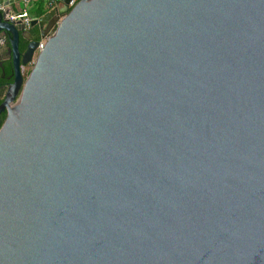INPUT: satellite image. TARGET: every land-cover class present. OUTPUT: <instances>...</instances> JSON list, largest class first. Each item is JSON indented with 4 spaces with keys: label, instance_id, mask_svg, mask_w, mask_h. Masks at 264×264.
<instances>
[{
    "label": "water",
    "instance_id": "obj_1",
    "mask_svg": "<svg viewBox=\"0 0 264 264\" xmlns=\"http://www.w3.org/2000/svg\"><path fill=\"white\" fill-rule=\"evenodd\" d=\"M70 1L0 0V264H264V0Z\"/></svg>",
    "mask_w": 264,
    "mask_h": 264
},
{
    "label": "built area",
    "instance_id": "obj_2",
    "mask_svg": "<svg viewBox=\"0 0 264 264\" xmlns=\"http://www.w3.org/2000/svg\"><path fill=\"white\" fill-rule=\"evenodd\" d=\"M34 0H21V8L19 9L18 13H13L11 15L7 16L8 21H15L16 19L21 18V24L23 25V29L25 31H29L31 28V22L34 20V18H31L29 16V8L33 4ZM78 0H71L70 1V7L74 6ZM58 0H44V6L46 11H50L54 9L56 6ZM4 7H0V12L4 11ZM6 36L0 33V48L4 47L6 44ZM46 43V39H42L39 41L38 46L33 54L32 60L30 64L28 65L27 69L25 70L26 74L33 66V63L35 61L36 56L43 50ZM24 72V71H23Z\"/></svg>",
    "mask_w": 264,
    "mask_h": 264
},
{
    "label": "trees",
    "instance_id": "obj_3",
    "mask_svg": "<svg viewBox=\"0 0 264 264\" xmlns=\"http://www.w3.org/2000/svg\"><path fill=\"white\" fill-rule=\"evenodd\" d=\"M41 6H42V2L40 1L39 5L37 6V8L29 13V16L31 18H34V19L41 18L44 15V13H45V11L42 9L43 7H41ZM16 13H18V12H16ZM30 33L35 39L39 38L38 32L36 31V27L30 28ZM20 43L21 44L19 45V50L21 52H23L27 42H25L24 40L21 39ZM11 71H12L11 64H10V61H8L7 62V66H6V71H5L6 77H8L11 74ZM6 83L7 82H1L0 81V85L6 84ZM0 102H1V100H0ZM0 119H1V122H3L4 115H1Z\"/></svg>",
    "mask_w": 264,
    "mask_h": 264
},
{
    "label": "crops",
    "instance_id": "obj_4",
    "mask_svg": "<svg viewBox=\"0 0 264 264\" xmlns=\"http://www.w3.org/2000/svg\"><path fill=\"white\" fill-rule=\"evenodd\" d=\"M42 2V6L41 7H43L42 9L44 10V11H46L45 10V6H44V0H34L33 1V4L30 6V8H29V13L31 12V11H33L34 9H36L37 8V6L39 5V2ZM56 6H57V4H56ZM55 6V7H56ZM54 7V8H55ZM59 7V6H58ZM9 8H10V10H11V12H13V13H16V12H18L19 11V9L21 8V0H12V4L9 6ZM36 31L38 32V29L36 28ZM27 69V68H26ZM26 69H24L23 71H25Z\"/></svg>",
    "mask_w": 264,
    "mask_h": 264
},
{
    "label": "flooded vegetation",
    "instance_id": "obj_5",
    "mask_svg": "<svg viewBox=\"0 0 264 264\" xmlns=\"http://www.w3.org/2000/svg\"><path fill=\"white\" fill-rule=\"evenodd\" d=\"M6 40H7V37H6ZM7 46H8V42H6L4 47L0 48V81L1 82H7L5 79L6 78V74H5L6 66H7V62L9 61L6 56ZM1 68L4 70V72H2Z\"/></svg>",
    "mask_w": 264,
    "mask_h": 264
},
{
    "label": "rangeland",
    "instance_id": "obj_6",
    "mask_svg": "<svg viewBox=\"0 0 264 264\" xmlns=\"http://www.w3.org/2000/svg\"><path fill=\"white\" fill-rule=\"evenodd\" d=\"M24 74H26V72L24 71Z\"/></svg>",
    "mask_w": 264,
    "mask_h": 264
}]
</instances>
